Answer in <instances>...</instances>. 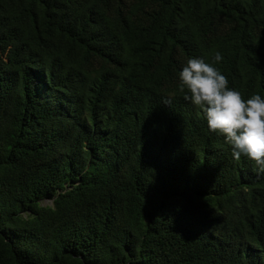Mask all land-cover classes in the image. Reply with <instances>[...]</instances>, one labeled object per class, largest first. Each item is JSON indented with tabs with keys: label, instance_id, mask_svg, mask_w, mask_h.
<instances>
[{
	"label": "trees",
	"instance_id": "1",
	"mask_svg": "<svg viewBox=\"0 0 264 264\" xmlns=\"http://www.w3.org/2000/svg\"><path fill=\"white\" fill-rule=\"evenodd\" d=\"M190 56L264 96V0H0V264H264V173Z\"/></svg>",
	"mask_w": 264,
	"mask_h": 264
},
{
	"label": "clouds",
	"instance_id": "2",
	"mask_svg": "<svg viewBox=\"0 0 264 264\" xmlns=\"http://www.w3.org/2000/svg\"><path fill=\"white\" fill-rule=\"evenodd\" d=\"M211 59L218 63L221 53L216 51ZM216 63L190 56L180 65L176 76L184 99L201 110L209 132L223 136L234 160L243 156L257 174L264 173V96L256 92L242 96L229 86ZM161 103L169 104L170 98L162 97Z\"/></svg>",
	"mask_w": 264,
	"mask_h": 264
}]
</instances>
